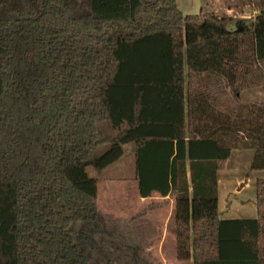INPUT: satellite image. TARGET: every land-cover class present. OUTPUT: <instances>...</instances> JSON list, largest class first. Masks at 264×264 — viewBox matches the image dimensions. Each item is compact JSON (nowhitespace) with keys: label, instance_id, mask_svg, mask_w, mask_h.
<instances>
[{"label":"trees","instance_id":"obj_1","mask_svg":"<svg viewBox=\"0 0 264 264\" xmlns=\"http://www.w3.org/2000/svg\"><path fill=\"white\" fill-rule=\"evenodd\" d=\"M251 3L233 18L177 0H0V264H91L72 229L98 219L88 169L140 125L173 131L133 147L139 196L174 197L176 258L264 264V178L254 218H220L217 191L233 150L264 169V100H241L264 96Z\"/></svg>","mask_w":264,"mask_h":264},{"label":"rangeland","instance_id":"obj_2","mask_svg":"<svg viewBox=\"0 0 264 264\" xmlns=\"http://www.w3.org/2000/svg\"><path fill=\"white\" fill-rule=\"evenodd\" d=\"M177 6L184 14H195L203 8L218 17L231 16L233 18H242L239 17L242 15L241 13L250 17L256 11L251 0H177ZM234 27V23L228 25L229 29H234ZM241 100L243 102H260L264 100V96L259 91L246 90L241 94ZM106 124L100 123L99 128ZM106 132H109L108 129L101 130V133ZM99 136H101L100 133ZM96 155L97 150H94L91 153V158ZM253 156L254 150L252 149L233 150L225 169L221 171L222 183L218 194L221 218L256 216L255 181L257 178H264V169L252 167ZM120 163L121 161H119ZM109 170L111 171V169ZM117 170L118 167H114L110 172L111 176L121 180V173ZM88 171L91 176H94L97 170L89 167ZM243 176L248 180L247 186L238 194L232 192L235 178L241 179ZM97 177L98 181L99 179L101 181L98 191L99 202L97 201L98 219L94 222H79L72 225L73 230L80 231L89 237L87 240H77L76 243L86 250L91 264H187L185 261L176 263L173 254H171V251H175V239L172 236L175 222L169 208L162 214L160 210L154 212L158 205L152 202L147 203L150 208L141 210L139 208L143 203L136 202V192H130L129 199H126L120 185L106 189L103 183L105 175ZM225 186L230 191L227 197L230 205H227L226 202ZM127 204H129L128 207H126ZM162 206L164 205L162 204ZM139 210L141 212L138 213ZM151 211L152 213H150ZM130 215L133 216L131 219H129ZM160 225L167 231L163 243L166 253L162 256L155 253L156 250L153 246L158 242L157 235ZM162 257L166 259V262L165 260L161 261Z\"/></svg>","mask_w":264,"mask_h":264},{"label":"crops","instance_id":"obj_3","mask_svg":"<svg viewBox=\"0 0 264 264\" xmlns=\"http://www.w3.org/2000/svg\"><path fill=\"white\" fill-rule=\"evenodd\" d=\"M253 13H256V11H254ZM251 13V14H253ZM242 15L239 17L242 18H248L249 16L244 15L243 13H241ZM127 112V110H126ZM133 117V111L131 109L128 110V119L130 120ZM121 122H125L123 121L121 114H119L118 116V123ZM173 137V131L172 128L169 126H159V125H140L139 127H137L135 130H132L129 132L128 136L124 137L118 144H116L110 151L108 154H106L98 163V170L96 171V176L101 177L102 175H105V179H103V183L106 187V189H108L109 187H111V189L115 186H119L121 187V190L124 192V195L126 197V199H129V193L130 192H136L137 197H136V202L142 204L141 205V210H144L145 208H147L149 206V204L147 205V203H156V205H158L154 212H159V210L162 212L167 211V209L169 208L171 211V215L173 216V220L175 222V201H174V197L172 196H161L159 193L154 192L152 193V195L147 196V197H141L138 194V188H137V181L134 179V165H135V161H134V147H133V141L136 138H169L171 139ZM97 156V155H96ZM96 156H94L92 159H94ZM119 161H121V163L119 164ZM116 163V164H115ZM227 164V163H226ZM114 167H118V172L121 173V180L118 179H114L113 176H111L112 170L114 169ZM226 167V166H225ZM113 168V169H112ZM111 169V171L109 170ZM225 169V168H224ZM224 169H221L218 171V186H217V191L219 194V188H220V184L222 183V177H221V171H223ZM109 170V171H108ZM108 171V172H107ZM99 174V175H98ZM101 175V176H100ZM247 178L246 177H242L240 178H235V183L232 189V192H235L236 194H238L240 191H242L246 186H247ZM100 179L98 181V191H99V185H100ZM242 187L240 189H238V187L241 185ZM225 192H226V202L227 205L230 203H228L227 197L229 196V189L227 186H225ZM134 198V197H132ZM133 200V199H131ZM219 200V199H218ZM97 201L99 202V196L97 195ZM145 203V204H144ZM162 204L164 206H162ZM129 204L126 205V207H128ZM163 207V208H162ZM219 210V208H218ZM141 212L140 210L138 211V213ZM153 212V213H154ZM152 213V211L150 212ZM151 215V214H150ZM134 216V214H133ZM132 215L129 216V219H131L133 217ZM221 218V217H220ZM232 218H254V217H249V216H239V217H227V218H222V219H232ZM165 219V217H164ZM161 223V221H160ZM163 226L160 225V227L158 228V242L155 243L154 248L156 250V254H159L160 256L164 255L165 249L163 248V243L166 239V235H167V231H165L164 229H162ZM172 236L175 239V248H174V252L171 251L170 253L173 254L174 256V261L176 263L182 262L184 263V261H180L176 258V225H175V229L174 232L172 234ZM166 262V259L164 257H162L161 261ZM189 262V263H188ZM185 261V263L187 264H191L190 261Z\"/></svg>","mask_w":264,"mask_h":264}]
</instances>
